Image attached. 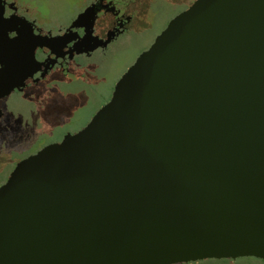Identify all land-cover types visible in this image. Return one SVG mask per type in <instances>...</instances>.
<instances>
[{"label":"water","instance_id":"95a60500","mask_svg":"<svg viewBox=\"0 0 264 264\" xmlns=\"http://www.w3.org/2000/svg\"><path fill=\"white\" fill-rule=\"evenodd\" d=\"M264 261V0H196L78 133L0 187V264Z\"/></svg>","mask_w":264,"mask_h":264},{"label":"flooded vegetation","instance_id":"af4514ba","mask_svg":"<svg viewBox=\"0 0 264 264\" xmlns=\"http://www.w3.org/2000/svg\"><path fill=\"white\" fill-rule=\"evenodd\" d=\"M195 1L0 0V148L16 134V96L37 101L35 93L42 87L80 81L111 55H125L129 58L120 63L121 74L110 82L108 102L128 68ZM83 128L61 132L41 149ZM6 164L0 187L15 170L16 156Z\"/></svg>","mask_w":264,"mask_h":264},{"label":"rangeland","instance_id":"374dc122","mask_svg":"<svg viewBox=\"0 0 264 264\" xmlns=\"http://www.w3.org/2000/svg\"><path fill=\"white\" fill-rule=\"evenodd\" d=\"M125 55H111L80 81L67 80L42 87L35 94L37 101L29 102V95L16 96V134L12 142L0 148V172L6 169L7 159L15 155L16 164L45 144L59 139L60 133L78 130L107 103L112 82L121 72ZM249 264H264L249 260ZM198 264V263H197ZM202 264H243L241 261H206Z\"/></svg>","mask_w":264,"mask_h":264},{"label":"trees","instance_id":"16d2710c","mask_svg":"<svg viewBox=\"0 0 264 264\" xmlns=\"http://www.w3.org/2000/svg\"><path fill=\"white\" fill-rule=\"evenodd\" d=\"M249 260H251V258H247V259H239V260H237V261H241L243 264H249L250 262H249ZM253 260H255V259H253ZM224 261V260H223ZM236 261V262H237ZM257 261H259V260H257ZM264 262V261H263ZM203 263V262H202ZM202 263H198V264H202ZM195 264V263H194Z\"/></svg>","mask_w":264,"mask_h":264}]
</instances>
